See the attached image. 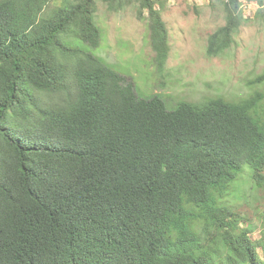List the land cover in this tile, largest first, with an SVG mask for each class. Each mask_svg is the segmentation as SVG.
I'll return each mask as SVG.
<instances>
[{
  "label": "trees",
  "instance_id": "16d2710c",
  "mask_svg": "<svg viewBox=\"0 0 264 264\" xmlns=\"http://www.w3.org/2000/svg\"><path fill=\"white\" fill-rule=\"evenodd\" d=\"M50 1L0 0V264H264L234 206L264 190V90L146 95L93 53L96 0ZM137 1L162 71L164 0ZM219 1L209 57L244 19Z\"/></svg>",
  "mask_w": 264,
  "mask_h": 264
},
{
  "label": "rangeland",
  "instance_id": "374dc122",
  "mask_svg": "<svg viewBox=\"0 0 264 264\" xmlns=\"http://www.w3.org/2000/svg\"><path fill=\"white\" fill-rule=\"evenodd\" d=\"M51 0L48 7L63 5ZM243 21L231 46L219 56L206 54L208 37L225 25L226 11L219 0H164L162 18L168 32L169 52L164 70L156 69L155 52L150 43L147 13L139 16L137 0H122L108 8L96 0L95 20L103 37L93 53L111 63L134 81L146 95L158 93L170 104L180 100L198 102L221 95L227 99L264 90L262 83L247 85L264 72V4L258 13L256 0H240ZM159 7V5H156ZM48 8V9H49ZM152 74V75H151ZM245 201L235 202L243 227L257 240L264 226V190L254 195L248 187ZM262 254L261 248L258 249Z\"/></svg>",
  "mask_w": 264,
  "mask_h": 264
}]
</instances>
